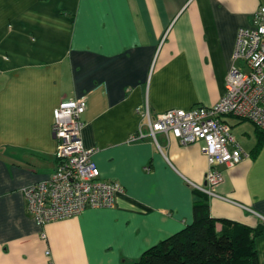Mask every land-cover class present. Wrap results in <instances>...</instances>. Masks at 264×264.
Returning a JSON list of instances; mask_svg holds the SVG:
<instances>
[{
    "label": "crops",
    "instance_id": "1",
    "mask_svg": "<svg viewBox=\"0 0 264 264\" xmlns=\"http://www.w3.org/2000/svg\"><path fill=\"white\" fill-rule=\"evenodd\" d=\"M264 0H0V264H134L144 250L190 224L192 198L210 214L262 226L264 133L222 118L246 152L215 194L205 184L201 141L148 134L151 113L210 106L225 90L239 27ZM85 96L82 142L101 178L118 181L112 207L39 224L23 187L56 166L53 111ZM144 133L137 136L139 131ZM221 226L216 223L217 229Z\"/></svg>",
    "mask_w": 264,
    "mask_h": 264
},
{
    "label": "built area",
    "instance_id": "2",
    "mask_svg": "<svg viewBox=\"0 0 264 264\" xmlns=\"http://www.w3.org/2000/svg\"><path fill=\"white\" fill-rule=\"evenodd\" d=\"M232 57L225 90L213 105L170 108L155 114L147 104L136 108L149 135L155 137L162 131L183 144L201 141L208 162L201 188L212 195H217L216 188L224 178L221 167H230L246 155L222 116L249 119L264 132V3L254 11L250 24L239 27ZM86 106L87 98L81 96L61 101L53 111L55 169L22 189L27 208L39 224L69 217L86 207H112L116 193L122 190L118 181L101 178L94 150L82 142ZM142 136L140 130L135 137Z\"/></svg>",
    "mask_w": 264,
    "mask_h": 264
},
{
    "label": "trees",
    "instance_id": "3",
    "mask_svg": "<svg viewBox=\"0 0 264 264\" xmlns=\"http://www.w3.org/2000/svg\"><path fill=\"white\" fill-rule=\"evenodd\" d=\"M192 213L190 224L144 250L134 264H260L255 239L261 225L212 216L207 195L199 190L192 198Z\"/></svg>",
    "mask_w": 264,
    "mask_h": 264
}]
</instances>
